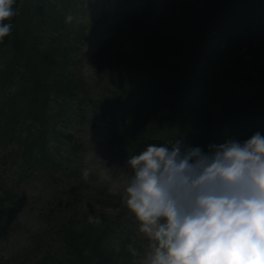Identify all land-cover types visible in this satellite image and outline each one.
Wrapping results in <instances>:
<instances>
[{"label": "clouds", "instance_id": "clouds-1", "mask_svg": "<svg viewBox=\"0 0 264 264\" xmlns=\"http://www.w3.org/2000/svg\"><path fill=\"white\" fill-rule=\"evenodd\" d=\"M16 2L0 0V42ZM127 168L123 199L152 244L143 264H264V131L206 146L149 143Z\"/></svg>", "mask_w": 264, "mask_h": 264}, {"label": "trees", "instance_id": "trees-1", "mask_svg": "<svg viewBox=\"0 0 264 264\" xmlns=\"http://www.w3.org/2000/svg\"><path fill=\"white\" fill-rule=\"evenodd\" d=\"M36 14H33V11L30 12V7L26 0L20 2L18 14L15 18L16 28L5 37L6 39L3 42H0V64L3 65L0 69V74L2 72L8 74L7 80H4L5 75L0 79V104L3 108L9 105L13 106V104H16L17 108H19L21 103L26 115L34 121L42 122L43 116L45 117L46 115L50 95H69L71 93L70 86L73 85V89H75L77 80L66 69L69 61L66 60L64 67L67 71L66 77L60 66L64 62V58L58 56L60 54L56 53L53 45H43L44 42L40 31L42 21L38 18L42 14L39 12L37 15L38 24L34 20ZM136 15L139 17L140 14L136 13ZM154 23L155 21H150L149 25L153 26ZM186 43L187 39H180L176 43L177 51L179 52V49ZM103 50H106V46ZM257 69V66H253L252 62L239 60L238 65L230 72L229 80L222 87V91H225V110L216 118L217 127H224L229 118L243 115L248 111L256 113L264 109V70L259 69L257 71L259 73L257 74L258 76L251 77V71H256ZM247 71H249V74H247ZM22 72L24 76L21 82L20 74ZM242 72H245L250 80L257 83L258 94L254 97L250 98L247 95L237 94L234 89L235 80L241 77ZM17 77L20 80V85L18 92L13 94L10 87ZM36 108L38 110H35ZM184 114L185 111H177L176 116L179 122L160 121L157 128L152 130V135L159 137L169 130L171 136L180 137V134L184 132L180 130Z\"/></svg>", "mask_w": 264, "mask_h": 264}, {"label": "rangeland", "instance_id": "rangeland-1", "mask_svg": "<svg viewBox=\"0 0 264 264\" xmlns=\"http://www.w3.org/2000/svg\"><path fill=\"white\" fill-rule=\"evenodd\" d=\"M90 3H94V0H91ZM118 7H115V5L107 4L103 10L100 9H93L89 8L85 19L88 20V23L90 26L86 29V45H85V51L86 54H91L98 46V44L105 38L108 30L111 28V24L114 23L117 15L118 10L116 9ZM101 15V16H100ZM100 16V17H99ZM99 17V18H98ZM260 32L256 36V43L260 45L261 47V59L262 63L264 64V26L263 23H259L258 25ZM259 48V47H258ZM86 72L88 69H85ZM93 121H96L95 123L97 126H99V130L101 131L99 137L94 141V143L87 147L85 149V152L82 154V158H84V162L87 165H90V169H94L95 172H97L100 175L105 176L106 178H111L112 172L104 167L103 163L101 161L102 158H106V146H107V140L109 131L105 128H103L105 121L94 118ZM101 128V129H100ZM98 130V131H99ZM86 142V146H87ZM105 146V147H104ZM124 182L120 179H114L111 178L108 182V188L111 190H119L120 188H123ZM28 191L33 192L35 189L28 187ZM145 236V234H143ZM143 235V239H146ZM151 241L148 242L146 246V253L145 256L151 251ZM8 262V261H7ZM5 261L3 260V264Z\"/></svg>", "mask_w": 264, "mask_h": 264}]
</instances>
